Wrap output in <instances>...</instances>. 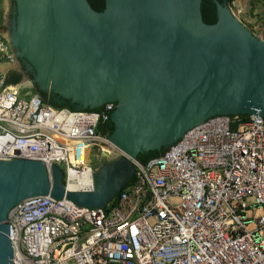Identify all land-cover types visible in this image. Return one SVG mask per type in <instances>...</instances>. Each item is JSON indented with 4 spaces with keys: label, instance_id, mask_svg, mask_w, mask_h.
Listing matches in <instances>:
<instances>
[{
    "label": "built area",
    "instance_id": "obj_1",
    "mask_svg": "<svg viewBox=\"0 0 264 264\" xmlns=\"http://www.w3.org/2000/svg\"><path fill=\"white\" fill-rule=\"evenodd\" d=\"M3 11L0 0V21ZM19 72L0 31V161L40 162L50 185L56 166L66 191L91 190L89 151L125 157L100 130L115 104L55 108L28 76L7 82ZM129 160L132 179L103 208L49 194L15 205L12 264H264V118L214 116L145 163Z\"/></svg>",
    "mask_w": 264,
    "mask_h": 264
},
{
    "label": "water",
    "instance_id": "obj_2",
    "mask_svg": "<svg viewBox=\"0 0 264 264\" xmlns=\"http://www.w3.org/2000/svg\"><path fill=\"white\" fill-rule=\"evenodd\" d=\"M8 41L41 91L95 110L114 103L110 143L124 155L104 161L92 189L69 192L54 166L0 161V264H12L6 222L22 200L49 194L78 207L103 208L132 179L129 159L161 151L220 115L264 118V41L227 4L211 0L216 22L202 21L201 0H13Z\"/></svg>",
    "mask_w": 264,
    "mask_h": 264
},
{
    "label": "trees",
    "instance_id": "obj_3",
    "mask_svg": "<svg viewBox=\"0 0 264 264\" xmlns=\"http://www.w3.org/2000/svg\"><path fill=\"white\" fill-rule=\"evenodd\" d=\"M219 3L221 4H227V5H231L233 0H217ZM87 2L89 3V5L91 6V8L96 11V12H101L104 8V0H87ZM200 13H201V18L202 21L205 24L211 25L214 24L216 22V17H215V6L212 3L211 0H201V4H200ZM19 63H21V61H19ZM29 78L32 79V75L28 74ZM21 78V75L19 73H11L10 75H8L7 77V82L9 83H15L17 81H19ZM35 92L39 95V97L41 98V100L52 106L55 108H67L69 110H75V107L72 105H69L68 101H66V103L63 104H57L53 101V96L50 94H47L43 91H41L40 89H38L37 87H35ZM241 120H246L249 118L248 115H239L238 116ZM113 126L111 122H108L104 127H102L100 130L102 133L104 134H110L112 132ZM164 149H161V151H151L148 153H143V154H139L137 156V160L141 163H145L146 161L158 156L160 153L163 152Z\"/></svg>",
    "mask_w": 264,
    "mask_h": 264
},
{
    "label": "rangeland",
    "instance_id": "obj_4",
    "mask_svg": "<svg viewBox=\"0 0 264 264\" xmlns=\"http://www.w3.org/2000/svg\"><path fill=\"white\" fill-rule=\"evenodd\" d=\"M2 5L6 16L9 12L8 0H2ZM229 7L234 16L254 36L264 41V0H233ZM87 160L93 169H97L105 161L96 157L92 151L87 153Z\"/></svg>",
    "mask_w": 264,
    "mask_h": 264
},
{
    "label": "flooded vegetation",
    "instance_id": "obj_5",
    "mask_svg": "<svg viewBox=\"0 0 264 264\" xmlns=\"http://www.w3.org/2000/svg\"><path fill=\"white\" fill-rule=\"evenodd\" d=\"M8 4H9V12L8 14L5 16L4 12L3 15L1 16V21H0V31L1 32H5L4 34L6 35L7 39L9 38V33L12 30V27L14 25V18H15V6H14V1L13 0H8ZM9 43V41H8ZM10 45V43H9ZM11 47V46H10ZM12 49V48H11ZM13 53L15 52V50H13ZM15 55V53H14ZM19 61V60H18ZM19 70H20V75L22 76H28V74H32L31 69L29 68L28 64L24 61L21 60V63H19ZM29 77V76H28ZM53 96V101L57 104H63L66 103V101L62 100L61 98L52 95ZM69 105H72L76 108L75 104L72 103H68Z\"/></svg>",
    "mask_w": 264,
    "mask_h": 264
},
{
    "label": "bare ground",
    "instance_id": "obj_6",
    "mask_svg": "<svg viewBox=\"0 0 264 264\" xmlns=\"http://www.w3.org/2000/svg\"><path fill=\"white\" fill-rule=\"evenodd\" d=\"M79 153H80V151H79ZM80 157H81V154H78V158H77L78 162L80 161ZM78 180L81 181V179H78Z\"/></svg>",
    "mask_w": 264,
    "mask_h": 264
},
{
    "label": "clouds",
    "instance_id": "obj_7",
    "mask_svg": "<svg viewBox=\"0 0 264 264\" xmlns=\"http://www.w3.org/2000/svg\"><path fill=\"white\" fill-rule=\"evenodd\" d=\"M228 7H229V5H228ZM229 9H230V7H229ZM232 14H233V12H232ZM234 15V14H233Z\"/></svg>",
    "mask_w": 264,
    "mask_h": 264
}]
</instances>
